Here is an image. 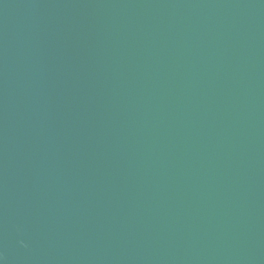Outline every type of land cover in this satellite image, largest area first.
<instances>
[{
  "label": "water",
  "instance_id": "obj_1",
  "mask_svg": "<svg viewBox=\"0 0 264 264\" xmlns=\"http://www.w3.org/2000/svg\"><path fill=\"white\" fill-rule=\"evenodd\" d=\"M0 264H264V0H0Z\"/></svg>",
  "mask_w": 264,
  "mask_h": 264
}]
</instances>
